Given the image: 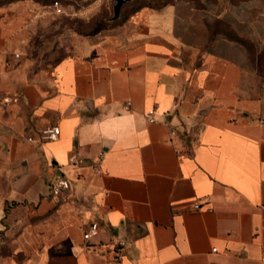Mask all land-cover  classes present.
<instances>
[{
  "label": "crops",
  "instance_id": "obj_1",
  "mask_svg": "<svg viewBox=\"0 0 264 264\" xmlns=\"http://www.w3.org/2000/svg\"><path fill=\"white\" fill-rule=\"evenodd\" d=\"M25 3L0 9V93L17 96L0 104V264H264V0L144 6L38 74Z\"/></svg>",
  "mask_w": 264,
  "mask_h": 264
},
{
  "label": "rangeland",
  "instance_id": "obj_2",
  "mask_svg": "<svg viewBox=\"0 0 264 264\" xmlns=\"http://www.w3.org/2000/svg\"><path fill=\"white\" fill-rule=\"evenodd\" d=\"M58 1L60 12L53 8V0H0V9L11 3L26 2L25 8H28L30 17L25 18L19 36L18 52L29 73L50 71L56 61L73 52L78 39L120 23L123 13L146 0H130L124 3L119 17L115 20L112 19L114 0ZM6 13L9 18L16 14L14 10ZM118 20L120 21L117 22ZM99 27L101 28L98 30ZM257 71L264 76V55L258 62Z\"/></svg>",
  "mask_w": 264,
  "mask_h": 264
},
{
  "label": "built area",
  "instance_id": "obj_3",
  "mask_svg": "<svg viewBox=\"0 0 264 264\" xmlns=\"http://www.w3.org/2000/svg\"><path fill=\"white\" fill-rule=\"evenodd\" d=\"M52 6L57 12L61 11L58 0H53ZM15 57H19V54L16 53ZM16 97L17 96H15L13 94L12 95H10V94L3 95L0 93V104L6 105V104L16 100ZM127 106H128V104H127ZM151 114H152V111L148 113L149 121H153ZM59 134H60L59 126L55 124V125L45 126L41 130H39V132L37 134L38 139H35L33 137H28L27 139L30 142L42 143L45 141L56 140L59 137ZM170 135H171V137H177V130L172 129L170 131ZM102 157H103V152L100 151L98 153L97 160L100 161L102 159ZM83 162L84 161L82 158L74 157L71 160V165L81 166L83 164ZM93 170L97 173H99L101 171L98 164L93 165ZM69 188H70L69 180L67 178H65L63 175H57L53 179V181L50 185V194H51V196H54V197L59 196L62 192L67 191ZM194 208L195 209L198 208V204H194ZM97 233H98V224L96 222H93L89 225L88 229L83 233V239L88 240L91 237L95 236ZM120 245H122V246L125 245V242H120Z\"/></svg>",
  "mask_w": 264,
  "mask_h": 264
},
{
  "label": "trees",
  "instance_id": "obj_4",
  "mask_svg": "<svg viewBox=\"0 0 264 264\" xmlns=\"http://www.w3.org/2000/svg\"><path fill=\"white\" fill-rule=\"evenodd\" d=\"M165 3H166V0H146V1L140 2L136 6L132 7L128 12L123 13L122 16H120L121 18H123L121 21H124L130 14L136 12L137 10H139L140 8H142L144 6H151V7L157 6V7H159V6H161V5L165 4ZM119 21L120 20H118L117 22H119ZM100 28L101 27H99L98 30ZM263 55L264 54H262V56L259 58V60L263 57Z\"/></svg>",
  "mask_w": 264,
  "mask_h": 264
},
{
  "label": "water",
  "instance_id": "obj_5",
  "mask_svg": "<svg viewBox=\"0 0 264 264\" xmlns=\"http://www.w3.org/2000/svg\"><path fill=\"white\" fill-rule=\"evenodd\" d=\"M130 0H114L113 3V17L112 19L115 20L119 17L120 9L122 5Z\"/></svg>",
  "mask_w": 264,
  "mask_h": 264
}]
</instances>
